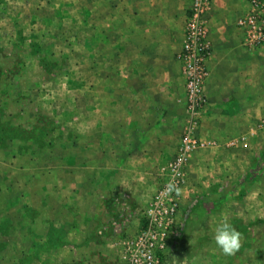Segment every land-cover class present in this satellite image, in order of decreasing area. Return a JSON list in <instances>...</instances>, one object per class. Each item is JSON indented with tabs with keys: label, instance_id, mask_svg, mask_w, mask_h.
I'll use <instances>...</instances> for the list:
<instances>
[{
	"label": "crops",
	"instance_id": "0c3cea01",
	"mask_svg": "<svg viewBox=\"0 0 264 264\" xmlns=\"http://www.w3.org/2000/svg\"><path fill=\"white\" fill-rule=\"evenodd\" d=\"M30 1L31 20L40 32L51 33L52 43L42 47H49L52 57L63 51L64 62L80 69L66 71L61 83L67 99L83 97V151L68 154L70 175L81 182L69 186L78 194L68 205L72 237L60 264H118L112 243L142 226L158 188L159 166L180 140L186 106L177 52L190 0ZM248 7L247 0L211 3L213 53L202 134L236 143L191 155L177 219L180 231L203 200H218L220 212L232 209L230 223L250 222L243 219L250 208L247 199L217 197L220 183L250 173L246 162L264 147V47L249 50L238 36L237 19ZM90 132L98 133L95 140ZM76 160L82 161L80 168ZM56 252H50L52 258Z\"/></svg>",
	"mask_w": 264,
	"mask_h": 264
},
{
	"label": "rangeland",
	"instance_id": "374dc122",
	"mask_svg": "<svg viewBox=\"0 0 264 264\" xmlns=\"http://www.w3.org/2000/svg\"><path fill=\"white\" fill-rule=\"evenodd\" d=\"M29 9H35L30 0H0V264H60L67 258L64 250L72 237L66 222L72 212L68 205L78 194L69 186L81 182L70 175L68 154L83 151V97L67 99L61 83L65 84L66 71L80 69L64 62L63 51L49 56V47L42 45L50 46L51 33L37 29ZM182 103L185 107V97ZM183 118L180 139L187 113ZM97 136L89 133L94 140ZM256 152L246 162L250 173L229 177L218 186L219 201L240 203L245 198L250 205L243 218L250 222L231 223L241 234L239 250L225 256L213 243L214 217L221 213L233 218L234 211L220 212L218 200H203L188 215L183 231L177 223L169 264H264V147ZM80 163L76 160L75 167ZM83 213L81 209L78 216ZM117 239L112 247L119 255ZM52 250L58 251L53 258Z\"/></svg>",
	"mask_w": 264,
	"mask_h": 264
},
{
	"label": "built area",
	"instance_id": "2783aa9c",
	"mask_svg": "<svg viewBox=\"0 0 264 264\" xmlns=\"http://www.w3.org/2000/svg\"><path fill=\"white\" fill-rule=\"evenodd\" d=\"M248 10L238 19L242 44L249 50L264 47V1L247 0ZM212 0H190L178 56L186 82L187 122L172 159L158 173V188L145 213L142 226L133 234L122 235L116 246L119 264H169V254L178 223L183 190L188 180L190 157L200 150L233 147L236 140L218 143L202 135V119L208 101L205 85L209 78L208 60L212 55L208 14ZM264 128V120L260 123ZM173 184L179 193L166 192Z\"/></svg>",
	"mask_w": 264,
	"mask_h": 264
},
{
	"label": "clouds",
	"instance_id": "9594fccd",
	"mask_svg": "<svg viewBox=\"0 0 264 264\" xmlns=\"http://www.w3.org/2000/svg\"><path fill=\"white\" fill-rule=\"evenodd\" d=\"M177 191L173 184L166 186V192ZM213 243L215 248L218 249L223 255H234L240 248L241 234L229 222L226 216H222L213 224Z\"/></svg>",
	"mask_w": 264,
	"mask_h": 264
}]
</instances>
